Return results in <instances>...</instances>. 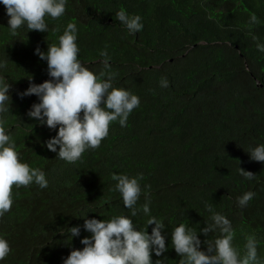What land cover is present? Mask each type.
I'll return each mask as SVG.
<instances>
[{
  "label": "trees",
  "instance_id": "1",
  "mask_svg": "<svg viewBox=\"0 0 264 264\" xmlns=\"http://www.w3.org/2000/svg\"><path fill=\"white\" fill-rule=\"evenodd\" d=\"M120 9L139 15L142 30L130 33L116 19ZM253 14L259 23L249 26ZM8 19L0 4V61H8L0 77L10 85V111L0 119L21 162L43 171L48 187L13 188L11 211L0 217V238L11 252L0 264H63L91 235L85 219L118 215L138 231L147 227L149 235L154 225L147 220H161L167 251L160 257L153 251L152 262L179 264L171 233L180 223L198 233L201 251L206 239L220 235L200 231L212 223L207 205L231 222L241 256L246 238L255 237L257 260L264 264V163L248 154L264 145V52L256 48L264 43V0H67L63 16L45 18L46 33L22 26L15 36ZM68 23L77 26L81 64L99 74L106 48L110 71L117 73L113 87L140 99L127 126L113 122L99 148L75 164L46 147L58 129L28 117L39 98L18 95L30 83L51 79L35 52L58 44ZM162 77L167 88L160 86ZM239 168L255 178L245 179ZM113 174L143 175L137 208L150 200L148 215L131 216L110 190ZM247 192L255 195L241 207L238 198ZM77 226L80 235L71 237L68 229Z\"/></svg>",
  "mask_w": 264,
  "mask_h": 264
},
{
  "label": "clouds",
  "instance_id": "2",
  "mask_svg": "<svg viewBox=\"0 0 264 264\" xmlns=\"http://www.w3.org/2000/svg\"><path fill=\"white\" fill-rule=\"evenodd\" d=\"M0 4H3L9 17L8 29L15 36L22 26H26L28 31L46 33L48 25L45 18L56 20L63 16L67 0H0ZM116 19L132 34L143 28L141 17L130 16L124 9L116 13ZM248 23L251 26L259 23V20L253 14ZM53 31L58 32L59 29ZM252 39L256 41L258 38L253 35ZM76 41L77 26L68 23L63 34L58 37V44L48 45L46 53L37 48L35 54L47 62V73L51 79L39 85L30 83L25 92L18 94L21 97L34 95L39 98V103L33 104L27 115L49 129H58L56 136L46 142V147L69 164L80 161L87 150L99 148L113 122L126 127L130 114L140 105L138 96L113 87L112 81L117 73L110 71V57L106 48L100 53L104 58L103 68L96 74L81 64ZM256 48L264 52V43H257ZM7 63L0 61V69L6 68ZM160 86H169L166 78H161ZM9 90V83L0 77V115L10 111ZM4 124L5 121L0 119V217L11 211L14 187H29L33 184L41 189L48 187L43 171L21 162ZM248 154L251 160L264 163V145L250 149ZM239 173L248 180L255 178L253 173L241 168ZM111 179L116 183L110 190L120 194L124 207L131 210V216L135 217L140 211L149 214L150 200L146 199L137 208L142 191L140 181L144 179L142 174L135 177L113 174ZM145 189H150V185H146ZM254 195L253 192L243 194L238 198L239 206H246ZM206 208L212 213V223L201 229V233L207 237L219 231L220 235L215 239H206V251H201L198 233L180 223L171 233L172 247L181 257L179 264H259L255 237L246 238V251L241 256L232 243L235 233L231 222L224 215L215 213L211 205ZM149 225H154L150 235L146 231L147 227L138 231L133 221L123 215L107 221L85 219L83 228L91 235L80 241L84 246L82 250L71 251L63 264H153V251L155 256L160 257L167 248L162 235V221L151 217L147 220ZM68 232L71 237L79 236L80 227L69 228ZM10 252L8 241L0 238V261L5 260ZM155 264H162V261L157 259Z\"/></svg>",
  "mask_w": 264,
  "mask_h": 264
}]
</instances>
